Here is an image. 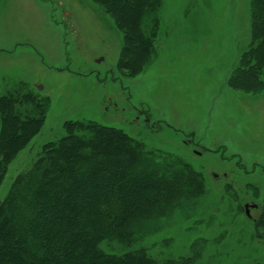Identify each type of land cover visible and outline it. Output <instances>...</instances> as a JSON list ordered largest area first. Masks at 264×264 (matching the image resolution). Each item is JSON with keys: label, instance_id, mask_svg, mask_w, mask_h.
Segmentation results:
<instances>
[{"label": "rangeland", "instance_id": "374dc122", "mask_svg": "<svg viewBox=\"0 0 264 264\" xmlns=\"http://www.w3.org/2000/svg\"><path fill=\"white\" fill-rule=\"evenodd\" d=\"M251 11L252 0H159L151 55L130 76L118 66L125 33L94 0H0V95L31 92L49 104L0 202L66 123L96 122L204 180L201 197L141 225L133 248L179 258L200 242L196 264H264V71L260 85L253 70L242 75L249 91L229 84L253 43Z\"/></svg>", "mask_w": 264, "mask_h": 264}, {"label": "trees", "instance_id": "16d2710c", "mask_svg": "<svg viewBox=\"0 0 264 264\" xmlns=\"http://www.w3.org/2000/svg\"><path fill=\"white\" fill-rule=\"evenodd\" d=\"M94 1L125 33L119 68L139 74L156 37L158 20L151 14L159 0ZM145 17L151 20L142 30ZM251 25L253 43L229 81L238 91L250 90L242 75L252 70L250 81L260 85L264 0H252ZM48 107L31 92L0 95V186L10 163L40 133ZM150 156L122 130L66 123L65 135L42 147L0 202V264H196L200 242L191 256L179 258L156 259L133 248L141 225L205 193L202 175L189 164ZM111 245L117 247L107 249Z\"/></svg>", "mask_w": 264, "mask_h": 264}, {"label": "water", "instance_id": "95a60500", "mask_svg": "<svg viewBox=\"0 0 264 264\" xmlns=\"http://www.w3.org/2000/svg\"><path fill=\"white\" fill-rule=\"evenodd\" d=\"M40 89H42V87H40ZM253 208H256L257 207V205H254V206H252ZM249 206L247 205L246 206V213H247V215L249 216Z\"/></svg>", "mask_w": 264, "mask_h": 264}]
</instances>
